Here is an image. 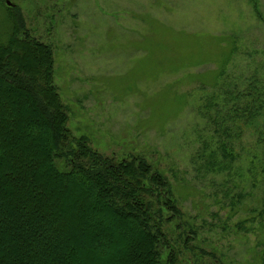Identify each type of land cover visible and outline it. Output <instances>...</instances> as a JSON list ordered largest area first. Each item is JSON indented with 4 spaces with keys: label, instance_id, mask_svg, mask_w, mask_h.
Here are the masks:
<instances>
[{
    "label": "rangeland",
    "instance_id": "1",
    "mask_svg": "<svg viewBox=\"0 0 264 264\" xmlns=\"http://www.w3.org/2000/svg\"><path fill=\"white\" fill-rule=\"evenodd\" d=\"M9 1L51 46L73 137L168 179L182 223L163 229L182 264H264L263 117L234 126L226 152L212 126L224 90L264 89V0Z\"/></svg>",
    "mask_w": 264,
    "mask_h": 264
},
{
    "label": "trees",
    "instance_id": "2",
    "mask_svg": "<svg viewBox=\"0 0 264 264\" xmlns=\"http://www.w3.org/2000/svg\"><path fill=\"white\" fill-rule=\"evenodd\" d=\"M4 8L0 264H182L163 229L182 223L166 176L139 155H102L84 136L73 137L53 82L51 46L31 34L17 5ZM219 98L223 117L212 126L215 137L226 136L217 140L222 152L230 130L259 115L264 153V89L250 82Z\"/></svg>",
    "mask_w": 264,
    "mask_h": 264
},
{
    "label": "water",
    "instance_id": "3",
    "mask_svg": "<svg viewBox=\"0 0 264 264\" xmlns=\"http://www.w3.org/2000/svg\"><path fill=\"white\" fill-rule=\"evenodd\" d=\"M7 5H13L9 0H6Z\"/></svg>",
    "mask_w": 264,
    "mask_h": 264
}]
</instances>
